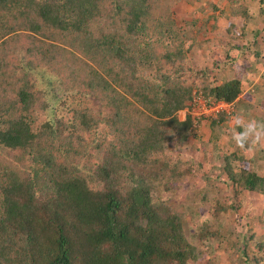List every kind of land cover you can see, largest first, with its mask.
Returning a JSON list of instances; mask_svg holds the SVG:
<instances>
[{"label":"trees","instance_id":"1","mask_svg":"<svg viewBox=\"0 0 264 264\" xmlns=\"http://www.w3.org/2000/svg\"><path fill=\"white\" fill-rule=\"evenodd\" d=\"M263 37L264 0H0V264H264V134L228 124Z\"/></svg>","mask_w":264,"mask_h":264},{"label":"rangeland","instance_id":"2","mask_svg":"<svg viewBox=\"0 0 264 264\" xmlns=\"http://www.w3.org/2000/svg\"><path fill=\"white\" fill-rule=\"evenodd\" d=\"M198 5L199 4H197V3H193V5H181V6H179L177 9H175L176 10V13L177 14H179V16H181L182 18H184V19H187V20H189V19H191V17H192V12L198 7ZM218 25L221 27V28H223L224 27V25H223V21H220V22H218ZM262 39H264V37L262 38ZM263 42H264V40H263ZM206 61V62H205ZM203 63H207V65H208V63H209V61H208V59H206V58H204V62ZM238 69V68H237ZM238 70H240V69H238ZM240 72H241V74L243 73L241 70H240ZM252 77V76H251ZM257 80V79H256ZM255 80V81H256ZM244 90H246V93H244V95L242 96V97H240V100H239V102L238 103H236V108H234V109H236V111H238L237 112V116L238 117H242L241 119H242V121L243 122H245V123H247L248 125L249 124H251V122L250 121H248V119H246V118H249L250 117V114H246V112L249 110H252L251 109V106L252 107H254L252 104H254V105H257L256 106V110H255V115L253 114V116L252 117H254V116H260V115H262L263 117H264V111H262V109H261V107H260V102L258 101V102H255L254 100H251L250 98H251V94H250V89H249V87L248 86H246L245 87V85H244ZM250 105V108L248 107ZM230 109H233V108H230ZM254 111V110H253ZM252 114V113H251ZM179 117H181V115H179ZM236 118L237 117H235V116H233L231 119H230V121H229V125L230 126H232L234 123H235V120H236ZM251 118V117H250ZM198 121V120H197ZM193 131L194 132H197V134H201V133H203L204 135H207L208 133H209V130H207V129H205V128H203V127H200L199 126V122H194L193 121ZM213 143H211L209 146H207L206 148L209 150V151H211V150H213L214 148H213V145H212ZM213 153V152H212ZM215 153H213V155H214ZM213 157V159H214V156H212ZM225 191V188H224V186H222V188H221V192H224ZM240 200V199H239ZM254 208H253V212H254V214L255 215H258V213H260L261 212V209H260V207L262 208V209H264V198L263 199H259L256 203H254ZM241 213L242 214H245V213H247L248 211H249V209L247 208V206H246V204H245V201L243 200V205H242V207H241ZM253 214V217L254 218H256L255 217V215ZM261 218L262 219H264V214L261 216ZM251 224V223H250ZM240 227H241V229L243 230V229H246L247 228V224H243V225H240V223L238 224ZM248 226H252V227H255V226H258V223H256V221L255 222H253L251 225H248ZM241 230V231H242ZM259 230V229H258ZM193 231H195V230H193ZM217 254V253H216ZM218 255L219 256H223V255H225L224 257H226L227 258V256H226V254H223V253H219L218 252ZM206 259H207V256H205L204 257V260L203 261H198L197 263H195V264H206Z\"/></svg>","mask_w":264,"mask_h":264},{"label":"built area","instance_id":"3","mask_svg":"<svg viewBox=\"0 0 264 264\" xmlns=\"http://www.w3.org/2000/svg\"><path fill=\"white\" fill-rule=\"evenodd\" d=\"M230 108H231L230 106L222 102L210 104V103H207L203 98L197 97L193 104L191 115H192V118H194L193 121H196L198 118L202 116H206V117L213 116L223 111L229 113L232 110Z\"/></svg>","mask_w":264,"mask_h":264},{"label":"clouds","instance_id":"4","mask_svg":"<svg viewBox=\"0 0 264 264\" xmlns=\"http://www.w3.org/2000/svg\"><path fill=\"white\" fill-rule=\"evenodd\" d=\"M202 117H206V116H202ZM207 117H210V116H207ZM200 118H198L197 120H199ZM197 120L194 122L197 123ZM236 122L238 124L241 123V120L239 117L236 118ZM259 127L262 130L258 131L257 130L258 126H257L256 122L253 121L251 124H249L245 128V130L242 133L235 134L234 139H235L237 146L242 148V149L245 148V145L248 142L249 138L253 135H255V141H253V143L259 142L261 135L264 134V125H261Z\"/></svg>","mask_w":264,"mask_h":264}]
</instances>
